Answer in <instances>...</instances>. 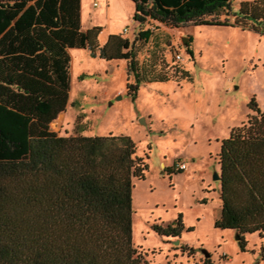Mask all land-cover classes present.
<instances>
[{"label":"trees","instance_id":"16d2710c","mask_svg":"<svg viewBox=\"0 0 264 264\" xmlns=\"http://www.w3.org/2000/svg\"><path fill=\"white\" fill-rule=\"evenodd\" d=\"M131 1L141 25L264 35V0L242 1L234 12L231 0ZM80 8L81 0H0V264H147L132 241V190L148 169L135 142L112 134L60 136L50 124L68 105L71 49L125 61L132 101L141 83L170 78L138 64L135 43L147 42L150 29H140L132 41L112 34L101 44L100 27L81 29ZM248 107L253 114L221 141L217 155L215 228L236 232L242 252L246 234L264 235V112L255 98ZM152 229L179 239L184 226L178 218ZM257 252L264 261V246ZM201 264L222 263L209 257Z\"/></svg>","mask_w":264,"mask_h":264},{"label":"rangeland","instance_id":"374dc122","mask_svg":"<svg viewBox=\"0 0 264 264\" xmlns=\"http://www.w3.org/2000/svg\"><path fill=\"white\" fill-rule=\"evenodd\" d=\"M242 1L252 0H231L233 12ZM134 13L131 0H81V29L100 27L101 44L112 34L132 41L140 29H150L147 42L135 43L136 59L166 73L170 81L141 83L132 101L126 84L133 78L128 80L125 61H104L88 50L71 49L68 105L50 124L51 131L123 135L135 142L136 155L148 169L144 180L134 181L132 241L147 264H201L204 252L222 264H264L257 252L264 235L246 234L242 252L236 232L215 228L221 204L220 184L213 179L219 174L221 141L253 114L250 100L255 98L264 112V35L232 27L141 25ZM224 18L221 13L219 19ZM181 163L186 169L175 170ZM178 218L184 226L179 245L152 229Z\"/></svg>","mask_w":264,"mask_h":264},{"label":"built area","instance_id":"2783aa9c","mask_svg":"<svg viewBox=\"0 0 264 264\" xmlns=\"http://www.w3.org/2000/svg\"><path fill=\"white\" fill-rule=\"evenodd\" d=\"M93 6H94V7H97V6H98V3H97L96 1H93ZM175 59H176V61L181 60L180 55H175ZM185 169H186V164H184V163L177 164V165L175 166V170H178V171H183V170H185Z\"/></svg>","mask_w":264,"mask_h":264},{"label":"water","instance_id":"95a60500","mask_svg":"<svg viewBox=\"0 0 264 264\" xmlns=\"http://www.w3.org/2000/svg\"><path fill=\"white\" fill-rule=\"evenodd\" d=\"M213 179H214V180H217V181H220V179H221L220 174H218V173L216 172V173L213 175ZM235 238H236V240H238V236H237V234L235 235ZM173 243L176 244V245H179V239H176ZM203 257H204V258H209L210 255H209L208 253L204 252Z\"/></svg>","mask_w":264,"mask_h":264},{"label":"crops","instance_id":"0c3cea01","mask_svg":"<svg viewBox=\"0 0 264 264\" xmlns=\"http://www.w3.org/2000/svg\"><path fill=\"white\" fill-rule=\"evenodd\" d=\"M70 51V50H69Z\"/></svg>","mask_w":264,"mask_h":264}]
</instances>
